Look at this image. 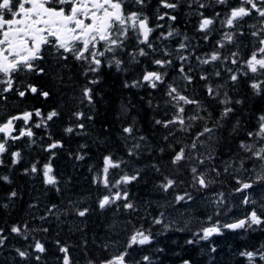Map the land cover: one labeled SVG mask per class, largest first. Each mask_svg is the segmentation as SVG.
Here are the masks:
<instances>
[{"label": "trees", "instance_id": "obj_1", "mask_svg": "<svg viewBox=\"0 0 264 264\" xmlns=\"http://www.w3.org/2000/svg\"><path fill=\"white\" fill-rule=\"evenodd\" d=\"M157 2L158 0H151L146 8L150 17L154 16ZM235 2L236 0H231V3ZM226 7L213 2L211 7L201 11L212 16L217 11H225ZM193 11L194 9L188 8L185 0L181 7L173 12L177 16L175 22L168 20L160 22L165 25L162 31H167L168 25H172L186 34L191 48L195 49V54L190 60L193 82L186 86V82L179 75L177 61L173 67L166 69L168 73L166 83L177 84L185 95L199 100L203 108L207 109V113L201 111L200 115L210 114L207 121L210 127L219 118L223 105L219 100L207 95L206 83H212L214 86L223 85L222 93L227 92L231 97L230 106L234 108V112L220 121L221 127L213 134V139L199 149L201 153L210 152L217 157L212 164L221 169V175L215 177L213 173L209 177L216 179L217 182L207 191L193 190L189 187L191 176L182 168L180 171L183 175L179 177L183 180L182 185L168 193L158 188L157 185L164 176L179 175L176 166L171 164L174 150L178 151L180 147L189 145L195 133L202 130L205 121H194L192 131L184 133L174 130V135L171 136L167 129L155 123L158 119H170L173 114V109L166 103L167 97L164 95L166 84L156 90L146 86L124 87L126 81L130 83L138 79L145 69L156 70L155 66L149 64L148 58L140 57L139 63H134L124 56L123 69L126 70H117L115 66L105 65L101 69L100 83L93 86L94 106H88L79 105L76 99L79 97L80 87L86 81L81 75L80 66L70 57L66 68H57L56 71H50L43 76H28L29 82L50 92L47 100L39 95H28L21 99L10 93L6 105L0 102V119L36 108L41 109L45 115L52 108L60 112L59 117L48 122V127L33 128L32 140L35 143L28 138H22L15 143L10 142L9 152L3 157L5 163L0 166V176L7 175L10 182L0 180V205L7 203L9 206L7 208L0 206V227L5 228L8 233L13 224L27 221L30 229L47 228L48 231H31L26 241L20 236L9 234L5 246L0 248V264H62L63 253L59 252L57 240L69 247L73 264H88L89 260L98 261L102 257L123 250L127 237L137 228L151 232L154 238L150 244L134 246L129 250V264H135L136 261H141V264H184L185 260L191 264H249L239 253L264 245V229L261 228L254 231L224 230L223 234L213 235L207 240L194 235L199 233L202 227L207 226L205 223L207 217L213 215V206L208 203L213 198V193L224 192L232 209L228 219L222 218V222L239 218L250 210L251 205L241 203V194L232 191L236 187L232 176L254 180L255 173L233 171L232 175H229L223 173V167L226 162L235 160L234 168H238L239 160L245 157L239 144L241 141L252 143L246 133L255 130L259 116L264 115V93L256 95L249 87L251 75L242 76L235 85L227 80L228 74L223 72L221 78L213 75L208 82L199 78L204 71L213 73L214 66L199 65L195 56L204 57L210 53L216 41L221 38L222 30L217 23L209 41L205 42L202 33L196 30L199 17L192 14ZM152 22H156L154 18ZM254 22V19L242 22L245 35L238 37L237 40L242 59H247L253 50L254 40L248 33L249 25ZM154 35L158 36L159 32ZM181 38L175 37L164 41L162 46L167 45L174 49ZM229 50L235 51L236 47L229 45L224 50L225 54ZM54 65V58L47 56L42 66L50 69ZM57 71L60 79L55 78ZM259 78L264 79V76ZM220 99H224V96L221 95ZM237 100L243 103H235ZM77 108L93 118L84 120L85 130L77 129L73 133H66L64 129L76 123L72 112ZM196 111L194 106H186L187 116L193 115ZM39 119L34 116L33 123H38ZM133 123L136 128L134 135L146 138L137 157L128 156L127 147L133 141L126 138L122 131L123 127ZM17 124L23 127L22 122L18 121ZM234 128L237 129L235 132ZM165 136H169L168 140L164 139ZM52 140H60L63 147L55 149V156L52 157L53 174L57 176L58 183L55 186H48L43 183L42 173L26 174L24 169L37 162L38 167L42 168L49 161L50 153L44 151V148ZM81 145L86 147L81 148ZM17 150L21 151L22 159L17 165H12L10 153ZM76 155H84V159L77 160ZM106 155L126 162L121 169L111 170L114 178H118L124 172L132 175L140 171V177L125 186L130 199L136 205L134 211L122 207L118 209L115 205L103 210L98 207L97 199L105 190L93 183V177L102 167L103 157ZM253 164L258 165V162H248L245 167L251 170ZM153 165L159 168V172ZM13 190L18 195L9 200L8 195ZM183 191L191 192L193 200L175 203V195ZM245 194L259 205V202L264 201V183H255ZM52 204L58 206V218L56 215L46 216V210ZM85 207L90 209L89 213L85 217H79L76 214L77 208ZM161 212L165 213V222L171 225L167 230L162 225L153 223V219L159 217ZM41 216H46V219L40 220ZM33 237L42 240L47 249L46 253L42 254L40 262L34 258L21 260L14 251L16 247L27 248L33 244ZM188 240H193L194 243L188 244ZM106 244L109 245L107 249L103 247ZM34 255L35 253L33 257ZM145 255L151 257L149 262L142 261ZM257 264L264 262L257 260Z\"/></svg>", "mask_w": 264, "mask_h": 264}, {"label": "snow or ice", "instance_id": "obj_2", "mask_svg": "<svg viewBox=\"0 0 264 264\" xmlns=\"http://www.w3.org/2000/svg\"><path fill=\"white\" fill-rule=\"evenodd\" d=\"M185 0H158L154 16L150 17L146 8L151 0H0V102L7 104L8 94L24 99L28 95H39L47 100L50 92L43 90L35 83L28 81L29 75L43 76L50 71H56L57 68L67 67V61L71 57L81 68V75L85 78V83L80 87L78 100L79 105L94 106V87L100 83L101 69L107 65L117 70H122L127 56L130 61L139 63L140 57L149 59V64L155 66L156 70L145 69L138 79L130 83L125 82L124 87L139 88L148 87L152 90L158 89L166 84L164 95L167 97L166 103L173 109L170 119L156 120L157 125L167 129L169 136L174 135L175 131L188 133L193 129L194 121H205L202 130L195 133L189 145L180 147L178 151L174 150L171 164L176 166L179 175L164 176L157 185L164 193L176 189L183 184L179 177L183 175L180 169H184L191 176L189 187L197 191H207L211 185L216 183V179L209 178L211 174L215 177L221 175V169L214 164L217 157L213 153L204 154L200 148L204 147L208 141L213 139V134L221 127L220 121L228 118L234 108L231 97L227 92L222 93L223 85L214 86L212 83H206L207 95L213 99L219 100L223 105L219 118L210 127L207 121L210 114L202 116L201 111L207 113L199 100L193 99L184 94V91L175 83H166L168 75L166 69L173 67L177 61L178 72L186 86L193 82L192 68L190 60L195 54V49L191 48L189 38L181 33L172 25H168L167 31L161 21L177 20L173 14L181 7ZM220 6H227L225 11H217L214 15L208 16L204 11L211 7L212 3ZM187 6L194 9V15L199 17L196 27L197 32L202 33L205 42L209 41L214 26L219 23L222 35L213 50L204 57L195 56L199 65H213V73L202 72L200 79L208 82L211 76L222 77V72L227 73V80L235 85L240 78L251 75L249 87L256 95L264 93V0H236L235 4L231 0H187ZM134 9V10H129ZM153 18L156 21L153 23ZM246 19H254V23L249 25L250 35L254 40L253 50L247 59H242L240 48L237 43L238 37L244 36L242 22ZM159 32L158 36L154 34ZM175 37H182L176 44V47L169 48L162 46V42ZM229 45L235 46L236 50H229L225 54V49ZM47 56L55 60V65L46 69L43 63ZM158 57V58H157ZM236 66L235 68L230 67ZM222 69V71H221ZM126 70V69H123ZM56 79H60L59 71L56 72ZM221 95L224 99H220ZM240 104L243 101H235ZM186 106H194L196 112L186 115ZM38 117L39 122L33 123V117ZM60 116L56 108H52L45 115L39 108L33 110H24L13 115H8L0 119V166L5 161L4 155L9 152L10 142L15 143L22 138H28L32 143L34 136L33 128L48 127V122ZM76 123L64 129L66 133H73L77 129L85 130L84 120H92V116L87 115L85 111L77 108L72 112ZM22 122L23 127H19L17 122ZM237 129L234 128L235 132ZM123 133L126 138L133 142L127 147L129 157H137L142 151V142L146 140L144 136L136 137L135 124H129L123 127ZM79 134V133H78ZM169 136L164 139L168 140ZM246 136L252 143L241 141L239 148L245 153V157L239 160V167L234 168L235 160L226 162L223 167V173L232 175V172L255 173L254 180L240 179L233 175L236 187L232 190L234 193L241 194V203L251 205L244 215L229 222H222L228 219L231 208L228 205L227 197L224 192L213 193V198L208 201L213 206V215L207 217L205 223L198 235L199 239L207 240L213 235L223 234L224 230L229 231H254L256 228L264 229V201L258 202L245 194L252 189L255 183H264V115L259 116L255 130L248 131ZM51 139V137H49ZM63 143L60 140H52L44 148V151L50 153L49 161L38 167V162L31 164L30 168H25L24 172L42 173L43 183L48 186H55L58 183L57 176L54 175L52 166V157L55 156V149L62 148ZM86 145H81L85 148ZM163 151V149H161ZM11 164L17 165L22 159L21 151H11ZM77 160H83L84 155H76ZM258 162L253 164L250 170L245 167L248 162ZM126 162L114 159L112 155L103 157L102 167L93 177V183L102 187L105 191L98 197L97 204L100 209H106L115 205L118 209L122 207L125 210L134 211L136 205L130 199V194L125 186L136 181L141 173L129 175L124 172L118 178L111 175V170L121 169ZM211 165V167H209ZM159 172V168L153 165ZM231 170V171H230ZM0 180L10 182L7 175L0 176ZM59 191V188H57ZM18 193L13 190L9 193L8 199L17 197ZM193 196L189 191L177 192L174 197L175 203L192 201ZM7 208V203L0 205ZM34 207V205H30ZM89 208H77L76 214L79 217H85L89 213ZM47 215H56L59 217L58 206L50 205L46 210ZM46 216L39 217L45 220ZM165 213L161 212L159 217L153 219V223L162 225L165 230L171 227L165 222ZM31 231L47 232V228L30 229L27 221L13 224L8 233L5 228L0 227V248H3L9 239V234L22 237L25 241ZM151 232L142 228L135 229L124 242L123 250H118L115 254L102 257L97 260H89L88 264H129L130 249L134 246L150 244L153 240ZM34 243L27 248L16 247V255L24 261L34 258L40 262L42 254L47 249L44 242L33 237ZM188 244L194 243L188 240ZM59 252L63 253L62 264H73L70 256L69 247L56 241ZM105 249L109 245H103ZM31 249V251L29 250ZM162 251V249L160 250ZM215 251V248L212 249ZM33 253H35L33 257ZM245 257L249 264H257V260L264 262V245L254 250H244L239 253ZM151 257L145 255L142 261L149 262ZM135 264H141L136 261ZM184 264H191L185 260Z\"/></svg>", "mask_w": 264, "mask_h": 264}]
</instances>
